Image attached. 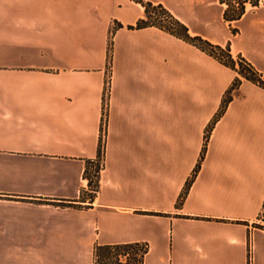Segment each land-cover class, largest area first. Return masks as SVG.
<instances>
[{"label": "crops", "instance_id": "crops-1", "mask_svg": "<svg viewBox=\"0 0 264 264\" xmlns=\"http://www.w3.org/2000/svg\"><path fill=\"white\" fill-rule=\"evenodd\" d=\"M138 1L264 76V0L231 24L220 0ZM144 19L136 0H0V264H94L97 246L130 244L145 264H250V250L264 264V89L243 80L219 117L239 73L129 29Z\"/></svg>", "mask_w": 264, "mask_h": 264}, {"label": "trees", "instance_id": "trees-1", "mask_svg": "<svg viewBox=\"0 0 264 264\" xmlns=\"http://www.w3.org/2000/svg\"><path fill=\"white\" fill-rule=\"evenodd\" d=\"M221 3L228 5V9L224 13V20L226 22H229L230 24L234 22L235 23L239 22L246 14L245 2L238 3L239 5L238 7L232 6L231 4L227 3L226 0H221ZM142 4L144 5L145 8L146 19L140 20L137 23L136 29L141 30L150 27H155L154 23L152 22L153 17L151 16L152 14L151 10L152 9L161 10L166 14H168L171 23L174 25V27L176 26L179 29V30L168 29V32L171 35L197 47L198 49L202 50L209 56L216 59L222 65L238 72L239 75L242 78H244L246 81H249L264 89V76L259 74L252 66V64H250L242 56H238V60H235L232 55L230 45H228L226 48H222L220 46L212 45L210 42L204 40L201 37H192L189 34L188 28L183 24H181L179 21L173 19V17L170 16L169 13L165 10L163 5L155 6L151 2H148L146 4L142 3ZM252 5L254 7H258L259 0H254V2H252ZM130 29H133V27H131ZM234 31L236 32L237 30ZM241 84H242L241 79L239 78L236 79L231 90L228 92L226 99L224 100V104L219 114V117H221L224 114L227 105L232 101V93L235 90L239 89ZM188 189H189V185H188ZM188 189H186L184 196H182L181 202H183V200L185 199ZM141 246L142 245L139 244L97 246L94 250V264H145V257L148 254L149 250L148 247L146 246H144V248L141 249L140 248Z\"/></svg>", "mask_w": 264, "mask_h": 264}, {"label": "rangeland", "instance_id": "rangeland-1", "mask_svg": "<svg viewBox=\"0 0 264 264\" xmlns=\"http://www.w3.org/2000/svg\"><path fill=\"white\" fill-rule=\"evenodd\" d=\"M136 2L140 3V4H142V3L146 4V2H143V1L136 0ZM226 2L231 4L234 7H238L239 6L238 3H244L245 2L246 9L252 10V9L255 8L252 5V2H254V0H226ZM220 3H221V0H220ZM225 5L227 6L226 7V10H227L228 9V5L227 4H225ZM142 6L144 7L143 4H142ZM155 6H157V5H155ZM259 6H260V0H259ZM165 10L169 13L170 16L173 17V19H175V17L169 12V10L167 8H165ZM151 11H152L151 16L153 17L152 22L155 25L154 28H158V29H160V30H162V31H164V32H166L168 34H170L168 32V29L179 30L176 26L174 27V25L171 23L170 17L168 16V14H166L165 12H163L161 10H153L152 9ZM121 27L122 26L119 25V24L112 25L111 29H110V32H109V35H108L107 57H108V64H109L110 70H112V67H113V54H114V52H113V39H114L116 31L119 28H121ZM136 27H137V25L135 27H133V29H130L131 27H129V29L130 30H138V29H136ZM231 30H232V34H234V35L237 34L236 33L237 31L236 32L234 31L235 29L232 28ZM226 47H224V48H226ZM233 57H234L235 60H238V56L237 57L233 56ZM238 68H239V66H238ZM110 79L108 80L107 85H106V98H105V106L107 108L106 110H108V106L110 104V95H111V80ZM239 79H241V78H239ZM243 80H245V79L242 78L241 81H243ZM105 115L106 116H104V121H103V124H102V130H101V150H100V155H99V158L97 160V165L94 164L97 167H93L92 171L90 173H88V175L86 176V178H88L90 180V183L94 184V188H96V185L98 183V178H99V174L98 173H100L101 171L104 170V166H105V162H106V146H107V141H108V123H107V113ZM206 139H207V135H206ZM102 165H103V169L101 168ZM191 183H192V181L188 182L189 187L191 186ZM187 189H188V186H187ZM180 202H181V200H180ZM140 248L143 249L144 245H142Z\"/></svg>", "mask_w": 264, "mask_h": 264}, {"label": "built area", "instance_id": "built-area-1", "mask_svg": "<svg viewBox=\"0 0 264 264\" xmlns=\"http://www.w3.org/2000/svg\"><path fill=\"white\" fill-rule=\"evenodd\" d=\"M101 168L103 169V165L101 166ZM250 264H253V252H252V250H250Z\"/></svg>", "mask_w": 264, "mask_h": 264}]
</instances>
